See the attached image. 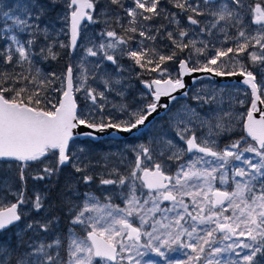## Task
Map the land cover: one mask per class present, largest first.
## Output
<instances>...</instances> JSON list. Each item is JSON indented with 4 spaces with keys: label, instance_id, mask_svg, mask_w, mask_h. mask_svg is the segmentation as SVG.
Instances as JSON below:
<instances>
[{
    "label": "snow or ice",
    "instance_id": "6c2138e0",
    "mask_svg": "<svg viewBox=\"0 0 264 264\" xmlns=\"http://www.w3.org/2000/svg\"><path fill=\"white\" fill-rule=\"evenodd\" d=\"M0 264H264V0H0Z\"/></svg>",
    "mask_w": 264,
    "mask_h": 264
},
{
    "label": "rangeland",
    "instance_id": "374dc122",
    "mask_svg": "<svg viewBox=\"0 0 264 264\" xmlns=\"http://www.w3.org/2000/svg\"><path fill=\"white\" fill-rule=\"evenodd\" d=\"M55 67V66H54ZM227 84V83H226ZM118 139H123V140H126L127 142H131V143H136V142H138L137 140H136V136L135 135H132V134H129V136H126V137H120L119 136V134H118V137H117ZM105 140H110L111 139V137H105L104 138ZM103 147H105V148H109V147H111L113 150H117L119 147H120V145H117V144H105V145H103Z\"/></svg>",
    "mask_w": 264,
    "mask_h": 264
},
{
    "label": "water",
    "instance_id": "95a60500",
    "mask_svg": "<svg viewBox=\"0 0 264 264\" xmlns=\"http://www.w3.org/2000/svg\"><path fill=\"white\" fill-rule=\"evenodd\" d=\"M216 80L218 82H221V83H223V82H234L236 80H239V77H233V78H216ZM127 136H129V134Z\"/></svg>",
    "mask_w": 264,
    "mask_h": 264
}]
</instances>
